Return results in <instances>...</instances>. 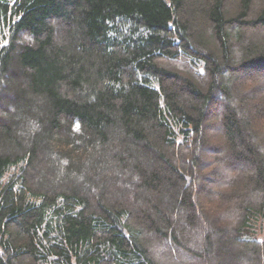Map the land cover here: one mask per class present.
I'll use <instances>...</instances> for the list:
<instances>
[{"label":"trees","instance_id":"16d2710c","mask_svg":"<svg viewBox=\"0 0 264 264\" xmlns=\"http://www.w3.org/2000/svg\"><path fill=\"white\" fill-rule=\"evenodd\" d=\"M257 1L0 0V264H264Z\"/></svg>","mask_w":264,"mask_h":264},{"label":"rangeland","instance_id":"374dc122","mask_svg":"<svg viewBox=\"0 0 264 264\" xmlns=\"http://www.w3.org/2000/svg\"><path fill=\"white\" fill-rule=\"evenodd\" d=\"M264 3H263V0H258L257 3H256V7L257 9H260V7H263ZM230 13L231 14H237L238 10H239V7L238 5L236 4V2L234 3V5H231L230 6ZM209 157L208 156H205L203 157V160H208Z\"/></svg>","mask_w":264,"mask_h":264}]
</instances>
